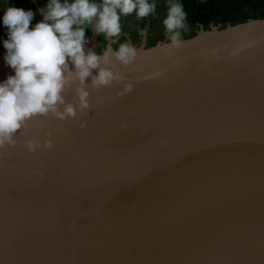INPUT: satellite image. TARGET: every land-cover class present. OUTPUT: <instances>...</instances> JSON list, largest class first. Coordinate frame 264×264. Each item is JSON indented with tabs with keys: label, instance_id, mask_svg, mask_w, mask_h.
<instances>
[{
	"label": "water",
	"instance_id": "95a60500",
	"mask_svg": "<svg viewBox=\"0 0 264 264\" xmlns=\"http://www.w3.org/2000/svg\"><path fill=\"white\" fill-rule=\"evenodd\" d=\"M181 39L180 48L167 38L132 45L137 55L129 65L113 54L101 66L121 77L120 85L94 89L89 80L90 110L78 111L75 119L41 123V129L26 124L16 136L58 137L68 158H55L60 189L117 181L131 189L126 204L118 200L115 213L107 207L101 214L129 253L118 264H139L133 263L139 245L168 264L178 255L183 227L185 236L195 235L193 242L186 239L187 263L201 255L219 259L222 253L231 261L223 264H264V17L200 26ZM129 82L133 90L118 96ZM76 86L63 94L73 103ZM215 134H222L216 143ZM75 154H88L79 171L72 168ZM4 195L15 206L8 213L33 199L29 191ZM195 220L197 226L188 227ZM58 222L70 238L71 226ZM14 228L8 222L0 235L9 236ZM116 250L101 248L117 258ZM5 252L13 264L21 262L9 246Z\"/></svg>",
	"mask_w": 264,
	"mask_h": 264
},
{
	"label": "clouds",
	"instance_id": "9594fccd",
	"mask_svg": "<svg viewBox=\"0 0 264 264\" xmlns=\"http://www.w3.org/2000/svg\"><path fill=\"white\" fill-rule=\"evenodd\" d=\"M166 5L168 13L162 22L165 33L171 46L180 48L181 31L188 28L187 13L178 0H166ZM133 12L136 19L149 17L156 12V3L149 0H49L40 9L43 20L31 29L33 11L7 7L3 16V24L8 29V39L4 41L5 61L15 74L0 83V149L15 147L16 133L33 117L52 114L64 121L75 119L78 111L90 110L87 81L90 80L94 89L122 83L121 77L101 64L108 65L114 54L116 61L129 65L136 59L137 49L125 42L114 53L106 47L97 54L86 50L85 31L91 27L114 44L122 32L121 17L126 18ZM140 35L143 37L145 32L141 31ZM74 83L77 84L75 103H68L63 94L71 90ZM132 90L129 82L117 95L123 96ZM26 147L29 152H35L41 145L29 140ZM43 147L50 150L52 141H45Z\"/></svg>",
	"mask_w": 264,
	"mask_h": 264
},
{
	"label": "bare ground",
	"instance_id": "6f19581e",
	"mask_svg": "<svg viewBox=\"0 0 264 264\" xmlns=\"http://www.w3.org/2000/svg\"><path fill=\"white\" fill-rule=\"evenodd\" d=\"M64 98L66 102L73 103L70 98ZM53 121L61 120L49 114L48 116L33 117L26 124H32L33 129L35 125L41 129V123H54ZM45 131V136L50 134V131ZM220 131L221 128L216 133H220ZM221 135L215 134L214 143L220 139ZM14 139L16 140L15 147L6 146L4 149H0V154H2L0 155V199L4 197L0 200V230L4 229L8 222L15 227L11 235H0V264H13L9 257L10 253L5 252L6 246L10 247L17 258H20L21 262H17V264H118L121 256L127 259L129 253L124 251L126 249L123 241L120 240L121 237L113 235V229L101 214L107 207L108 212L115 213L113 210L116 208L115 204H118V200L125 203L124 200L130 199L133 195L131 189L120 181H117L115 186L112 185L113 183L108 186L105 182H100L98 186L91 189L85 183L73 190L60 189L58 185L60 175L56 172L57 164L60 161L55 165V158H57L56 155H62L63 159L68 158H65L67 148L62 149L58 145V137L55 134L49 135L47 138L38 135L31 140L41 145L35 152L28 151L26 147L28 139H21L16 135ZM49 139L53 144L50 150L43 147L45 141ZM233 140L236 145L238 139L233 138ZM233 140L226 139V142L230 144ZM140 141L138 140V142ZM146 143L148 144L147 141ZM223 144L221 145L223 146ZM175 149L180 150L178 145H175ZM94 154L96 153H91V155ZM74 156L73 159L76 163L72 168L79 171L82 165L86 164L88 154L87 156L78 154ZM63 166L65 165L63 164ZM90 183L95 185V179L92 178ZM85 188L88 189L82 193ZM23 191L32 192L31 203L8 213L15 206L10 200L5 202L7 196L4 194L9 192L12 196H18L19 192ZM109 191H112L111 193H114L117 199ZM89 192L93 195H89ZM29 199H31V195L28 196ZM90 201H92L91 206ZM22 202L24 200L20 201V203ZM104 213L107 212L104 211ZM42 215L49 217L50 220L40 222L38 218ZM92 216L94 217L90 220ZM59 220H64L71 226L72 236L70 238L68 235V238H65L66 226L58 222ZM196 226V220L188 225L192 228ZM30 229L35 230L28 234ZM183 230L185 227L181 231L180 244L175 251L178 255L168 264H223L225 260L231 262L221 253L219 259L201 255L197 261L187 263L184 258L191 253L185 246L194 241L195 235L187 237ZM111 241L118 247L110 244ZM28 244L35 247L30 250L23 249ZM107 246L108 249H117V258L111 252L101 251L102 247ZM147 251L139 245L138 252L135 251L137 259L133 263L163 264L155 259L152 252Z\"/></svg>",
	"mask_w": 264,
	"mask_h": 264
},
{
	"label": "rangeland",
	"instance_id": "374dc122",
	"mask_svg": "<svg viewBox=\"0 0 264 264\" xmlns=\"http://www.w3.org/2000/svg\"><path fill=\"white\" fill-rule=\"evenodd\" d=\"M48 2L49 0H0V83L5 82L8 76L15 74L14 70L5 61L6 49L4 48V41L8 39V29L3 24V16L7 7H17L23 8L25 11H33L35 15L30 23L31 29L43 20L40 9L45 7ZM97 2H100V0H97ZM149 2L156 3V12L153 15L143 19H136V13L133 12L126 18L121 17L122 32L114 44L108 41L107 38L96 34L91 27L86 29V50H92L97 52V54H101L106 47L111 48L112 46L117 50L119 45L125 42L130 45H140L142 42L151 44L167 38L162 22L167 17L168 11L163 8L161 0H149ZM186 23L188 28L186 31L182 30L181 35L194 30V27L188 21ZM141 31L145 32L143 37L140 35Z\"/></svg>",
	"mask_w": 264,
	"mask_h": 264
},
{
	"label": "trees",
	"instance_id": "16d2710c",
	"mask_svg": "<svg viewBox=\"0 0 264 264\" xmlns=\"http://www.w3.org/2000/svg\"><path fill=\"white\" fill-rule=\"evenodd\" d=\"M195 28L264 17V0H178ZM168 11L166 0H161Z\"/></svg>",
	"mask_w": 264,
	"mask_h": 264
}]
</instances>
